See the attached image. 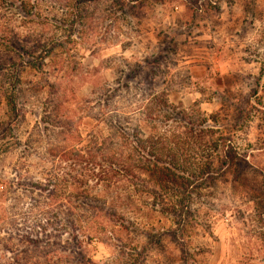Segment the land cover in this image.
<instances>
[{
  "label": "rangeland",
  "instance_id": "374dc122",
  "mask_svg": "<svg viewBox=\"0 0 264 264\" xmlns=\"http://www.w3.org/2000/svg\"><path fill=\"white\" fill-rule=\"evenodd\" d=\"M28 1L0 0V264H264V0ZM155 96L167 195L118 171Z\"/></svg>",
  "mask_w": 264,
  "mask_h": 264
},
{
  "label": "trees",
  "instance_id": "16d2710c",
  "mask_svg": "<svg viewBox=\"0 0 264 264\" xmlns=\"http://www.w3.org/2000/svg\"><path fill=\"white\" fill-rule=\"evenodd\" d=\"M14 4V2L19 1L20 2V6L21 8L24 10H27L28 8H26L28 6V0H11ZM86 3L87 0H85ZM90 2V1H89ZM255 95V94H254ZM162 104V105H161ZM255 104L257 107L263 109L264 108V102H263V98H258L257 100H255ZM160 106H162L163 108H165L166 110L172 109V106L169 105L168 103H166L165 100H162L159 97H152L148 100L147 104L144 107H140L139 111L142 112V114L144 115L145 118V124L141 125L138 127L137 132L133 135L130 136L128 133L123 132L124 134V141L128 142L127 144H130L131 142H133L135 139L137 140V160H131L132 163L125 161L122 162L123 164L120 165V167L118 168V171L123 173L124 176H126V178H134L135 180H137V173H139V176L141 178V175L147 176L148 180H142L141 182V188H143V191H146L148 194H150L151 192V183L152 185H157L158 189L165 191L164 194L167 195L168 191V187H167V183L170 181V178L172 177L171 173V166L172 161H174L172 159L171 155V151L168 150V145L166 143V139L165 136L161 139V141L159 142V145L161 146V148H157L156 147V143L154 142V137L152 135V133H147V129H152L151 124L153 122L156 121V117H158L156 115V111L158 108H160ZM255 106V107H256ZM155 114V115H154ZM160 117H158V119H160ZM227 140L224 137H220L218 139V141L216 140V143H214V145H216V151L218 154H220L221 158H226V159H230V154L234 155L236 157L237 160V165H235L236 172L241 175L242 177L246 176V173L250 170H253V167L251 165H249V163L245 162L244 157L237 158V153L234 152V150L227 146ZM142 151V155L145 154L146 156H142L141 152ZM73 152H75V154H73ZM64 151L61 152V154H59L61 163L62 162H74L73 164L76 165H80V164H88V162L85 161L84 157L81 154V150H74V151ZM219 157V156H218ZM171 159V160H170ZM94 160V159H93ZM226 163V162H225ZM91 166L93 164L94 169H93V174L94 176H96V162L91 161ZM161 166L160 168V165ZM167 165V166H166ZM228 165V168L230 166H232L233 164ZM200 168V173L199 176L204 177L205 175H207L209 172V168L206 167V169H202ZM109 172V171H108ZM108 172H103L104 175L106 176ZM237 175V176H239ZM155 177L156 180H154V182H152V179ZM107 178L109 180H113V175H109L107 176ZM142 179V178H141ZM63 181L62 179H58L57 178V183L54 181L51 185H50V197L53 196L54 194H58L59 196V191L61 188L64 189V186H60V184L58 182ZM108 181V180H107ZM134 187V186H132ZM264 184H262V188L260 190V194L258 196V200L255 199V203L264 207ZM155 192V191H154ZM259 193V191H258ZM159 195V194H158ZM66 199L63 200L64 203L66 202ZM62 201V200H61ZM180 207V205H179ZM109 210V212H107V215L112 216L113 218H119V214L116 210H114L113 208H107ZM263 209V208H262ZM105 210V209H104ZM166 213L169 214H174L176 213L175 209H165ZM183 213V210H181L179 212V214H177V217H181ZM175 215V214H174ZM122 226V224H121ZM145 236L148 239V243L147 246H150L153 243V237L154 234L153 232H151V230L149 231H145Z\"/></svg>",
  "mask_w": 264,
  "mask_h": 264
}]
</instances>
